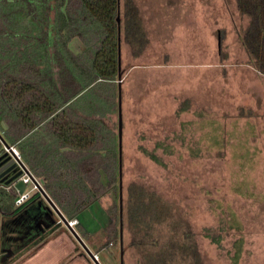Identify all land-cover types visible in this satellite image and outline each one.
Segmentation results:
<instances>
[{
    "label": "rangeland",
    "instance_id": "1",
    "mask_svg": "<svg viewBox=\"0 0 264 264\" xmlns=\"http://www.w3.org/2000/svg\"><path fill=\"white\" fill-rule=\"evenodd\" d=\"M135 2L148 44L133 57L120 37L121 183L143 184L171 203L189 224L204 264H264V76L240 42L248 19L234 0ZM53 7L52 1L51 17ZM93 38L91 32L93 41L83 43L74 35L68 42L85 65ZM101 118L115 132V173L108 182L100 171L104 190L76 215L89 223L91 234L104 228L110 221L107 208L118 203L117 114ZM158 140L168 143V152L156 147ZM142 147L165 164L155 163ZM33 184L27 183L28 198L16 204L20 212L12 217L0 212V227L10 218L0 239V264H96L63 221L67 232L51 226L55 212ZM70 236L81 254L63 243ZM115 240L116 247L103 243L97 249L100 264H119ZM5 244L11 247L9 258ZM137 261L134 249L124 250L123 264Z\"/></svg>",
    "mask_w": 264,
    "mask_h": 264
},
{
    "label": "trees",
    "instance_id": "2",
    "mask_svg": "<svg viewBox=\"0 0 264 264\" xmlns=\"http://www.w3.org/2000/svg\"><path fill=\"white\" fill-rule=\"evenodd\" d=\"M234 2L248 19L241 45L264 76V0ZM117 12L121 41L138 57L148 36L135 0H0V161L8 160L5 147L15 145L67 220L104 190L100 171L108 182L110 172L114 179L116 136L101 116L117 114ZM91 32L96 44L85 50L89 59L83 65L68 42L74 35L91 41ZM84 96L91 98L90 109L83 106ZM155 144L168 152L165 140ZM141 150L165 164L152 150ZM13 182L0 181V212L9 217L22 210ZM107 212L105 246L118 239V203ZM121 219L123 248L136 251L138 264H204L189 224L155 190L136 182L122 185ZM56 221L64 227L57 216L51 226ZM9 226L1 224L0 239Z\"/></svg>",
    "mask_w": 264,
    "mask_h": 264
},
{
    "label": "water",
    "instance_id": "3",
    "mask_svg": "<svg viewBox=\"0 0 264 264\" xmlns=\"http://www.w3.org/2000/svg\"><path fill=\"white\" fill-rule=\"evenodd\" d=\"M117 20V59H118V69L120 68V32H119V13L116 15ZM118 77L121 81V72L118 71ZM121 133H122V113H121V88L120 84H118V93H117V139H118V212H119V234H118V245H119V264H123V238H122V183H121ZM9 154L7 155L8 160L3 159L0 161V181H4L5 183L13 182V186L17 189L18 192H22L25 187V183L22 178H19L23 169L20 168L21 160H19L14 153L7 150ZM34 179L33 176H31ZM41 193L47 200V204L49 207L55 212V214L63 221L68 228L71 229L74 237L77 241L82 244L84 249L92 256L89 248L84 244L83 240L79 236V234L69 226L67 219L63 216L58 207L54 204V202L49 198L46 192L39 186ZM96 264H100L99 262H95Z\"/></svg>",
    "mask_w": 264,
    "mask_h": 264
},
{
    "label": "crops",
    "instance_id": "4",
    "mask_svg": "<svg viewBox=\"0 0 264 264\" xmlns=\"http://www.w3.org/2000/svg\"><path fill=\"white\" fill-rule=\"evenodd\" d=\"M82 62V61H81ZM83 63V65H85L84 64V62H82ZM117 82H118V84H120V80H119V78L117 79ZM118 84H117V93H118ZM120 88H121V86H120ZM84 92H86V89H84L83 91H81L78 95H76L74 98H73V101L74 100H76L78 97H80ZM85 97V96H84ZM87 100L85 101V102H83V106H84V108L86 109V107L88 108V109H90V105H91V98L90 97H85ZM89 100V101H88ZM88 101V102H87ZM25 165V164H24ZM26 167H27V165H25ZM27 169L29 170V168L27 167ZM30 171V170H29ZM30 173H31V171H30ZM32 174V173H31ZM33 175V174H32ZM42 187V186H41ZM7 188H8V190H10V191H13L12 190V187L11 186H7ZM15 188V187H14ZM43 189V188H42ZM40 190V189H39ZM44 190V189H43ZM45 191V190H44ZM40 192H41V190H40ZM47 194V193H46ZM43 195V194H42ZM48 195V194H47ZM99 195V194H98ZM97 195V196H98ZM96 196V197H97ZM95 197V198H96ZM91 202V201H90ZM89 202V203H90ZM25 204V203H24ZM86 205H88V203L86 204ZM85 205V206H86ZM24 206V205H23ZM85 206H83V207H85ZM82 207V208H83ZM81 208V209H82ZM81 212V210H79V212L77 213L78 215H79V213ZM77 215V216H78ZM76 216V217H77ZM78 218V217H77ZM78 221H77V223H75V227H76V229H75V231L77 230L78 231V234H79V236L81 237V239L83 240V242H84V244L86 245V246H88L89 248L91 247V246H89L88 244H90V245H92L94 248L93 249H89L90 251H92V252H96L97 253V249L98 248H100L101 247V245L103 244V245H105V241L106 240H103L102 241V243H100V245L98 244L97 245V243H95V242H97V240H101V239H106V234H107V231H106V227H107V225L109 224V222L104 226V228H100V227H98L97 228V232H95L94 234H91V231H87V226L85 225V223H87V224H89L86 220H84V218L82 219V217L81 218H78L77 219ZM10 221V220H9ZM19 224H20V220H19V222H18ZM63 223V222H62ZM64 224V223H63ZM61 226V225H60ZM61 229H63V230H65L66 228H64L63 227V225L61 226ZM70 229V228H69ZM67 230V229H66ZM65 230V231H66ZM69 231V230H68ZM76 231V232H77ZM67 232V231H66ZM70 233H71V235L72 236H74L73 234H72V231H71V229H70V231H69ZM68 232V233H69ZM5 233V232H4ZM63 233V232H62ZM98 233H100V234H98ZM102 234V236L103 237H101L100 235ZM70 235V234H69ZM72 236H70L69 238H67V239H64V241H63V243L64 242H67L70 246H72V248L73 249H75V248H77L78 247V250H80L79 249V245L77 244V241H75V238L74 237H72ZM58 238V237H57ZM57 238H52V240H53V242H54V240H56ZM71 238V239H70ZM58 243V246H63V243H62V241H60V242H57ZM73 243V244H72ZM112 247H116L115 246V241H112ZM5 248V247H4ZM6 249V248H5ZM65 250V249H64ZM77 249H75L74 251H78ZM118 250H119V245H118ZM71 252L72 251V249H68L67 248V250H66V252ZM11 251H9L8 252V258L10 257V255H11ZM79 253L81 254L82 253V250H80L79 251ZM99 257V256H98ZM8 258H6V259H8ZM6 259H2V260H5L6 261ZM90 262V261H89Z\"/></svg>",
    "mask_w": 264,
    "mask_h": 264
},
{
    "label": "built area",
    "instance_id": "5",
    "mask_svg": "<svg viewBox=\"0 0 264 264\" xmlns=\"http://www.w3.org/2000/svg\"><path fill=\"white\" fill-rule=\"evenodd\" d=\"M5 149H7V150H12L13 153L15 154V156L19 159V153H18V151L13 147V145H8L7 147H5ZM19 160H20V159H19ZM19 167L23 169V171H22V173L20 174L19 178H22V179H23V181H24V183H25V187H24V189L22 190V192H18L17 196L15 197V203H16V204H20V203H22L24 200H26V199L28 198L29 193H28V191H26V190H27L26 186H27V183H28L30 180L34 181V183H35V184H33V187H34V188H35V187L39 188V186H40L39 183L37 182V180H36L35 178L32 179L31 176H33V175L30 173V171L27 169V167L24 165V163H23L22 161H21V164H20ZM15 189H16V188H15ZM16 191H17V189H16ZM67 221H68L69 226L75 224L74 219H70V220H67ZM71 227H72V226H71ZM109 244H113V243H112V242H109ZM91 254H92L91 258H92L95 262H99L98 254H97L96 252H92V251H91Z\"/></svg>",
    "mask_w": 264,
    "mask_h": 264
},
{
    "label": "flooded vegetation",
    "instance_id": "6",
    "mask_svg": "<svg viewBox=\"0 0 264 264\" xmlns=\"http://www.w3.org/2000/svg\"><path fill=\"white\" fill-rule=\"evenodd\" d=\"M47 215H48V213H47ZM50 215H51L52 220H49V222H50L51 224H53V223H54V220H55V218H56V214L53 213V212L51 211ZM48 216H49V215H48ZM56 223L58 224L59 222L56 221ZM17 224H19V223H17ZM20 224H24L23 221L20 222ZM24 225H25V224H24ZM47 227H50V224H48ZM26 236H30V235L26 232ZM13 244H14V243H13ZM15 245H17V244H15ZM5 248L8 250L7 253H6V254H8V252L11 251V250H10L11 247L9 248V245H6ZM13 251H14V250H13ZM3 253H4V252H3ZM11 254H12V253H11Z\"/></svg>",
    "mask_w": 264,
    "mask_h": 264
}]
</instances>
